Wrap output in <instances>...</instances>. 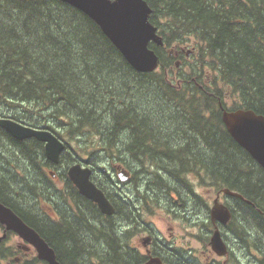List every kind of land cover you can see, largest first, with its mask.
<instances>
[{
    "label": "trees",
    "instance_id": "obj_1",
    "mask_svg": "<svg viewBox=\"0 0 264 264\" xmlns=\"http://www.w3.org/2000/svg\"><path fill=\"white\" fill-rule=\"evenodd\" d=\"M145 1L164 45L152 46L159 68L142 73L68 3L0 0L2 115L69 143L83 138L79 149L100 147V161H118L132 183L121 197L100 180L115 208L104 215L76 192L65 171L64 187L52 184L46 168L54 165L42 142L17 140L0 127V202L39 233L61 264H131L136 193L144 210L168 211L176 202L186 218L196 200L199 212L208 213L195 186L225 187L243 196L232 197L228 227L235 224L244 253L255 252L254 262L264 264V169L221 119V106L264 115V0ZM186 44L192 56L176 66L168 48ZM76 154L67 146L58 166L84 156ZM42 201L55 202L58 220L38 207ZM201 225L203 236L210 223ZM0 254L13 251L1 243Z\"/></svg>",
    "mask_w": 264,
    "mask_h": 264
},
{
    "label": "water",
    "instance_id": "obj_2",
    "mask_svg": "<svg viewBox=\"0 0 264 264\" xmlns=\"http://www.w3.org/2000/svg\"><path fill=\"white\" fill-rule=\"evenodd\" d=\"M79 9L90 17L104 35L122 54L128 64L138 72L154 71L158 66V56L149 48V42L162 44L157 27L149 20L152 12L145 0H61ZM221 119L229 135L264 169V115L249 108L225 109L221 106ZM0 127L17 140L35 138L44 143V154L48 160L57 164L65 144L52 131L46 128H34L9 117L0 116ZM69 179L78 188L80 194L97 204L106 215L114 213V207L104 192L91 180V168L76 162L67 169ZM122 181L127 179L124 170L119 172ZM221 192L232 197L243 196L228 188ZM218 194L209 209L213 223L226 224L231 218L230 208L219 202ZM0 223L12 230L23 240L29 242L37 251V256L48 264H60L51 246L39 233L27 225L9 206L0 202ZM211 249L217 255L228 252L218 227L210 236ZM162 264L159 259L151 262Z\"/></svg>",
    "mask_w": 264,
    "mask_h": 264
},
{
    "label": "flooded vegetation",
    "instance_id": "obj_3",
    "mask_svg": "<svg viewBox=\"0 0 264 264\" xmlns=\"http://www.w3.org/2000/svg\"><path fill=\"white\" fill-rule=\"evenodd\" d=\"M162 47V46H161ZM178 46L174 47V50H170L169 54H173L176 56L175 59V65L178 66L181 60H188L192 56V51H194L192 45H180L179 49L177 50ZM178 59V60H177ZM69 151L73 155H77L76 152L68 146ZM85 153L87 154L88 163L85 165H90L91 168V179L97 184V186L100 185V180L104 179L107 180L109 185L115 190V193L118 194V196H125L126 191L128 190V184H132L128 181H121L118 178V172L119 169H122L120 166H109L106 165L103 161H100V147L97 149H86ZM96 154V157H92V155ZM96 160V164H93V161ZM78 162H82L78 160ZM83 163V162H82ZM84 164V163H83ZM102 164H105L109 170L103 166ZM135 166V164H134ZM61 168L62 171H66L67 166H58L55 169ZM50 171V170H47ZM52 175V171H50ZM61 173V170H60ZM141 181V180H139ZM45 184V182H44ZM140 185V184H139ZM130 186V185H129ZM75 187V186H74ZM143 186L140 187V189ZM135 188V187H134ZM76 192L78 193L77 188L75 187ZM136 192V191H134ZM218 192V191H217ZM79 194V193H78ZM221 193L218 194V199ZM82 196V195H81ZM135 199L133 202V217L132 222L130 223V239L132 237H137V245L129 243V247L131 248L132 254H133V261L131 264H147L152 259H159L162 264H175L176 262L183 261L187 264H252V261L250 259L251 254H247V256L243 257L241 251L240 244L242 245L241 241L237 236H231L233 242L230 241V238L228 235L229 233V222L226 224H221L218 222L213 223L209 217V223L212 225L209 234L211 236V232L214 230V228L218 227L221 233V236L223 240L226 243L228 252L223 255L219 256L215 254L210 246V236H208L207 244H205L204 249L201 250L200 246V212L199 207L196 203V210L189 212H186V218L182 215L184 214L185 208L180 203L172 202L170 205H168V211L163 207H157L156 209H162L164 211H167L168 214H172V220H179L184 219L186 221L191 222V225H193L194 231L193 237L196 238V240H193V246L191 245H184L179 242L180 237L179 236H172V233L169 232L168 235L162 234L161 231L158 233L154 226L152 225L151 221L144 220L142 217L143 215H147L148 213L145 209H143V206L140 202H142V197L139 193H136ZM217 196V195H216ZM215 196V197H216ZM84 197V196H83ZM214 197V198H215ZM85 198V197H84ZM213 198V199H214ZM249 202V201H248ZM146 203H149L147 201ZM225 204L230 208V203L225 202ZM47 208L50 210V215L55 220H58L60 218V215L55 207V202L52 204H47ZM153 210V211H154ZM179 215V216H176ZM170 229V226H169ZM236 235V234H235ZM12 239V237H18L17 234L7 231L3 225L0 224V244L3 243V247H11L9 245L5 246L4 241H6L8 238ZM19 238V237H18ZM19 242H16V251L19 253L17 257L12 258L11 264H48L45 260H41L36 258V251L35 248L19 238ZM237 246V247H235ZM14 253V251H13ZM15 254V253H14ZM211 254V255H210ZM241 255V256H240ZM35 259H34V258ZM0 264L1 260L5 261L6 264H9L11 259L10 256H6L3 254H0ZM150 264H156V262H151ZM254 264H257L254 262Z\"/></svg>",
    "mask_w": 264,
    "mask_h": 264
},
{
    "label": "rangeland",
    "instance_id": "obj_4",
    "mask_svg": "<svg viewBox=\"0 0 264 264\" xmlns=\"http://www.w3.org/2000/svg\"><path fill=\"white\" fill-rule=\"evenodd\" d=\"M0 114H6L5 109L1 105H0ZM76 138H77V140H75ZM76 138L71 140V144L74 145V147H71V144L68 141H66L65 139H64V141H65V143L68 142L67 143L68 146L73 148L75 152L80 153L79 156H81L85 153V148L79 149V146H76V142L77 141L82 142L83 138H81V137H76ZM86 156L87 155H84L83 157H86ZM87 159L88 158L86 157L85 159H80V161H82L84 164H86V163H88ZM114 164L115 165L119 164V162L116 161V163H114ZM102 165L105 166L109 170V168L105 164H102ZM52 170H53V172H55V174H53V177H52L53 178V180L51 181L52 184H54L57 188H63L64 186L62 184V179H61L60 174H59L61 169L58 168V169H52ZM189 179L191 180L193 185H197L198 180L194 179L192 176H189ZM195 190L199 194L201 199H203V201L206 202L207 206L212 205V200L215 197L216 192L218 191V190H216L212 187H209V186H198V185L195 186ZM219 201L222 203H225V202L234 203L233 198L231 196L224 194V193L220 194ZM45 204L46 203H43V201H42V204H38V207L49 212V210L45 207ZM197 204L200 207V204H201L200 201H198ZM147 209H148L147 210L148 213H146L147 215H145V216L143 215L142 218L144 220L151 221L152 225L154 226V228L156 229V231L158 233H160V231H161L162 234L168 235L170 232V233H172V236H179L180 237L179 242L181 244L193 246V243H194L193 240H196V238L193 237V233H194V231H196V229L195 230L193 229V225H191V222L186 221L184 219L172 220V214H168L167 211H164L160 208L156 209L154 211H150L149 210L150 205L147 206ZM199 214H200L201 221H203L205 223H209V213L205 212V213H199ZM201 221H200L199 227L202 230ZM169 226H170V229H169ZM211 227H212V225L210 224V228L208 227V230H210ZM234 228H236L235 224H232V226H230V228H229L230 235H228V236H229L231 242H233L231 236L232 235L236 236L235 233L233 232ZM201 230H200V238H201L200 248L202 250V249H204L205 244H207L208 236H210V234L208 231V233H206L202 236ZM19 241L20 240L18 237H16V238L12 237V239H10V237H9L6 241H4L5 246H7V245L11 246L10 250L14 251V253H15V254L13 253L12 255H10L11 261L9 264L12 263L13 257H17L19 255V253L15 252V250L17 249L15 244H16V242H19ZM137 242H138L137 237H132V239L129 241V243H131L133 245L134 244L137 245ZM239 245H240L239 248H241L242 245L240 244V242H239ZM235 247H237V246H235ZM16 251H18V250H16ZM241 251H243V247L241 248ZM244 252L245 251H243V253H242L243 257L247 256V254H245ZM254 253L255 252H253L250 256V259L252 260V264H254ZM1 264H6V263H5V261L1 260Z\"/></svg>",
    "mask_w": 264,
    "mask_h": 264
},
{
    "label": "bare ground",
    "instance_id": "obj_5",
    "mask_svg": "<svg viewBox=\"0 0 264 264\" xmlns=\"http://www.w3.org/2000/svg\"><path fill=\"white\" fill-rule=\"evenodd\" d=\"M83 164V163H82ZM83 165H85V164H83ZM76 187V186H75ZM77 188V187H76ZM77 190H78V188H77ZM78 193H79V191H78Z\"/></svg>",
    "mask_w": 264,
    "mask_h": 264
}]
</instances>
